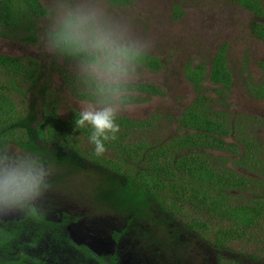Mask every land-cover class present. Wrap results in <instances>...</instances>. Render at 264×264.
Segmentation results:
<instances>
[{"label":"trees","instance_id":"obj_1","mask_svg":"<svg viewBox=\"0 0 264 264\" xmlns=\"http://www.w3.org/2000/svg\"><path fill=\"white\" fill-rule=\"evenodd\" d=\"M109 2L123 6L126 0ZM232 2L259 17L264 13L261 0ZM50 14L42 0H0V38L36 44L40 40L37 34L40 21ZM253 30L264 41V23L255 22ZM72 32L67 24L59 23L50 32L52 43L66 63L73 60L96 63L97 55L88 45L83 47ZM227 47L224 44L216 51L208 73L214 83L222 84L223 93L233 84ZM124 57L136 66L151 70L162 67V60L146 52L127 51ZM260 66L264 72V61ZM42 67L41 61L33 56L0 52L3 77L0 78V149L15 143L33 157L25 161L23 169L8 168L0 173V210L9 214L0 218V264H25L24 255L14 260L19 254L17 251L13 256V244L17 245L16 249L24 248V236L32 230L35 233L42 230L49 249L59 245V249L82 251L88 257L92 252L99 254L73 237L72 228L84 215L66 210L70 206L54 190L57 181L47 175L48 170L54 171L60 178L58 173L66 169L69 174L93 176L100 191L108 189L112 199L110 208L123 217L124 224L119 230L108 229L101 235L111 234L117 243L118 264L122 263L118 243L132 248L133 236L139 238L136 229L143 231L140 238L143 236L150 243L154 239L156 251H162L156 246L165 242L179 246L183 240L181 233L189 230L219 251L232 249L236 241L243 240L260 247L264 259V146L234 116L216 110L213 107L216 99L202 93L203 65L190 68L189 64L185 68L196 97L177 118L157 111L144 119L108 111L92 116L75 107L64 118L54 103L46 104L42 95L39 98L43 99V110L38 112L30 92L40 86L39 81L45 75ZM70 80L77 98L106 106L144 102L148 99L144 95L166 93L152 82H105L90 73L75 74ZM254 86L255 94L264 98V73L261 83ZM44 87L41 85L42 90ZM158 115L170 117L178 130L166 138H155ZM0 157L9 156L0 152ZM13 201L17 204L14 205L16 216L12 214ZM52 206L59 208L54 214L49 209ZM155 213L160 215L156 217ZM139 218L158 222L164 227L165 236L157 238L156 232L138 226ZM39 227L42 229L36 230ZM89 230L97 234L101 228L90 224ZM33 238L38 241V236ZM194 243L190 241L193 246ZM186 246L190 248L186 243L182 249Z\"/></svg>","mask_w":264,"mask_h":264},{"label":"rangeland","instance_id":"obj_2","mask_svg":"<svg viewBox=\"0 0 264 264\" xmlns=\"http://www.w3.org/2000/svg\"><path fill=\"white\" fill-rule=\"evenodd\" d=\"M261 1L264 5V0ZM42 2L51 14L40 21L38 43L27 44L0 38V52L14 56H33L43 64L47 75L39 81L40 86L30 92L31 100L38 112L43 110L41 103L43 99L39 98V95L44 97L41 85L46 83L49 88L45 92L46 97L57 103V111L64 118L69 117L72 107L92 116L108 111L144 119L161 111L177 118L195 98L194 88L184 72L185 65L188 62L204 63L210 69V58L223 43H227L229 62L233 71L237 73V85L231 93L232 113L250 112L262 119V123L257 122L254 129L249 131L258 136L264 146V101L252 99L247 93L246 83H243L244 78L247 79L246 72L255 81L263 78L259 62L264 60V43L253 37L250 28L251 14L238 7L232 0H127L125 6H114L109 0H42ZM71 19L73 20L69 22ZM58 23L67 24L71 32L74 31L78 36L83 47L88 45L90 51L98 57L96 63L81 60H73L68 64L65 62V58L58 52L50 38L51 30L56 29ZM128 49L160 58L163 61V68L151 70L130 65L122 54ZM246 55L248 63L243 65ZM242 67L246 68H243L244 74L240 73ZM89 73L105 82H152L162 87L166 93L144 95L148 98L146 101L127 105L114 103L106 106L80 100L72 92L70 77L74 79L75 74ZM0 78L3 79L1 76ZM25 83L29 85L28 82ZM27 85L23 87L26 88ZM207 89L212 90L213 86L207 84ZM17 95L19 98L22 97L21 93ZM177 130L173 121L160 117L158 121L156 120L153 136L163 139ZM17 146L15 143H8L0 152L14 160L15 156L22 152ZM22 155L29 154L23 152L20 156ZM7 159L0 157V166L6 167ZM24 160V157L14 160L17 164L13 166L14 170L21 169ZM229 164L233 165V162L230 161ZM2 167L0 173L5 172ZM241 170L247 172L244 168ZM87 179L90 180L87 177L83 180L85 184ZM87 185L91 186V190H95V185L90 182ZM242 201L245 202V199ZM76 204L85 214L93 209L92 201L89 199H83L73 205ZM3 214L4 211L0 210V217ZM109 217L119 222L118 216ZM180 220L182 219H177L178 222ZM89 228L90 224L74 226L75 238L78 241H88L99 253L117 250L116 247L114 249L113 243L108 244L111 240L94 237ZM181 238L184 241H180L176 251L181 250L186 243L190 245L191 248L184 256L189 255L188 262L194 264H219L232 259L236 260L234 264H264V259L260 256L261 248L247 244L243 240L236 241L232 249L219 251L208 240L197 237L192 231H183ZM191 240H194V246L190 244ZM145 246L150 247L147 244ZM162 249L156 251L159 254L156 260L166 263L171 260L170 243L165 242ZM138 257L139 254L131 255L125 264H133L131 263L133 259ZM179 259L175 258L173 264H179Z\"/></svg>","mask_w":264,"mask_h":264},{"label":"water","instance_id":"obj_3","mask_svg":"<svg viewBox=\"0 0 264 264\" xmlns=\"http://www.w3.org/2000/svg\"><path fill=\"white\" fill-rule=\"evenodd\" d=\"M17 147H19V146H17ZM20 150L22 152L17 154L15 156L14 160H16L18 157H24L25 160L23 162L25 163V161H27L28 159H33V157L29 153H28L29 155L20 156L23 152H25L21 148H20ZM9 157H11V156H9ZM7 160L8 161H7L6 168H3L2 165L0 167H2L3 170H6L8 168L14 169L13 166H16L17 164H15L12 157L7 159ZM11 160H13L14 164H12ZM22 169H23V167H22ZM67 170L68 169L58 173V174H60V178L57 177L58 176L57 174L55 175L54 171L48 170L47 175H48L49 179L57 181V185H54V190L56 193L59 194V197L66 204L72 205V206H70L69 209H66V210L73 211V212H80L81 214L84 215V219L81 222H79V224H77L76 227L84 226V224L99 225L101 230H98V233L93 234V236L97 237V238L103 237L106 241L111 240V242L109 241L108 244L113 243L114 249H115V247L117 246V243L112 238V235L111 234L110 235H106V234L101 235V234H103L106 230L112 229V228H114L113 230H119L120 226H122L124 224V220H123V217L121 218V216L118 215V212L116 210H113L110 208V206L112 204V202H111L112 199L110 197L108 189L106 192L104 190V185L100 182L104 192L100 191L97 188L98 183H95L94 177L91 176L90 180L87 179V183L90 182L91 184L95 185L94 186L95 190H91L92 189L91 186H89V185H87V183L85 184L83 182V180L85 178L83 175L73 174L74 172L69 174L70 171H67ZM73 186H75V187H73ZM49 191H50V193H52L51 190H49ZM83 199H89L92 201L93 209L91 208L90 212L87 214H85L81 209H79L78 204L73 205L74 203H80ZM10 200L12 201L11 197H10ZM64 202H62V203H64ZM12 205L13 206L15 205L14 201H13ZM51 205H54V204L52 203ZM15 206L12 210V214L16 216L17 209ZM71 207H73V208H71ZM74 207L76 209H74ZM49 209H50V212L52 214H54L57 212V209H59V208H57V206H52ZM8 215L9 214L4 213L0 218H4ZM99 215L102 217L100 218ZM113 215L118 216V219H119L118 223L109 217V216H113ZM159 215H160V213H157L156 217ZM137 225L142 226L144 229H147L148 231L156 232L155 234H156L157 238L159 236H165V233L163 232L164 227H161L160 224L156 221L151 222L145 218H139L137 221ZM72 231H73V228H72ZM136 232H137L136 235L139 233V235H138L139 238L138 237L135 238V235L133 236L134 242L132 244V248H127L125 246V244L118 243V247H121L120 250L123 251L121 264H125L126 260H128L130 258V256L133 254H139L138 259L134 258L133 262H131L133 264H141L142 262H147L148 264H159V263H161L158 260H156V259H158L159 254H157V252H156L157 249L155 248L154 242L150 243L149 240H145V238L143 236L140 238L141 232H143L141 229H136ZM72 234H73V237L75 238L74 231ZM79 242H84L88 245L90 244L88 241L86 242V241L79 240ZM145 244L149 245L150 247L145 246ZM139 245H142V246H140L139 248H134V247H137ZM89 246L91 247V245H89ZM159 247L163 248V246L161 244L159 246L157 245L158 249H159ZM174 247H178V246H175L174 244L170 246L169 257L171 258V260H169L166 263H161V264H173L175 258H177V257L180 258L179 264H186L189 261V258H190L189 255L184 256L186 254V252L189 250V248L187 249V246H186L185 250L181 249L178 251H176L177 249ZM93 250H95V249H93ZM112 252H114V251H112ZM124 252H125V254H124ZM145 255H147V257H145ZM151 256H154V257L151 259L150 258ZM182 259H183V261L181 262ZM184 259H185V261H184ZM188 264H194V263L188 262Z\"/></svg>","mask_w":264,"mask_h":264},{"label":"flooded vegetation","instance_id":"obj_4","mask_svg":"<svg viewBox=\"0 0 264 264\" xmlns=\"http://www.w3.org/2000/svg\"><path fill=\"white\" fill-rule=\"evenodd\" d=\"M126 2H127V0H126ZM126 2H125V4L123 6L126 5ZM262 3H263V1H262ZM114 6H119V5H114ZM237 6L240 7V8H242L243 10L249 12L251 14L250 28H251V32L253 34V37L256 38L257 40H259V41H261V42L264 43L263 40H261L260 38H258L256 36V34L254 33V30H253V25H254L255 22H262V23H264V13H263L262 16L259 17L253 11H251L249 9H246V8H243L242 6H239V5H237ZM224 44H227V43H223L222 45H224ZM227 50H228L227 51V56H228V60H229V45L227 47ZM127 51H134V50L133 49H128ZM215 53H214V55H215ZM122 54L124 56L125 53L122 52ZM124 59H125V57H124ZM211 59L212 58H210V61H209L210 62V69H208L207 68V65L204 64V63H197V64L203 65V67L205 69L204 70L205 75H204V78L202 80V85H201L202 93L205 96H210V97L216 99L217 102L214 103V106H213L216 110H221V111L225 112V114H229V115L231 114V116H234L235 117L237 123H239L241 126H244L245 129L253 130L254 129V126H255V124L257 122H259V123H262L263 122L262 119L256 117L255 116L256 114L254 115V113H251L250 114V112H246L247 114H243V113H235L234 114V113H232V110H231V100H232L231 93H232V90H233L234 86L237 85V73H235L233 71V69H232V67L230 65V62L228 61L229 62V66H230V68L232 70V73H233V80H232L233 81V84L231 85V87L229 88V90H227V91H225V93H223V91H220V89L223 87L222 84L214 83L211 80V78L208 77V75H209L208 73L210 72L211 66H212ZM262 61H264V60H261L260 62H262ZM126 62L129 63L130 65H135L134 62H132L130 60H127ZM161 62H162V67L160 69L163 68V61H161ZM260 62H259V64H260ZM246 63H248V61H247V55L243 59V65H245ZM189 64H190V68L195 67L197 65V64H193V62L192 63H189L188 62L185 65V67H184V72H185L186 66L189 65ZM138 67H140V66H138ZM243 68L244 67H242L240 69V73L241 74H244V69H246V68H244V69ZM160 69H158V70H160ZM42 70H44V67H42ZM245 74L247 76V79L244 78L243 83H246L245 86H246V89H247V93L254 100L257 99V100L264 101V98H259L255 94V92L253 90V87H255L254 85H257V84L261 83V81L263 80V78L260 79V80H258V81H255L248 74V72H246ZM46 75L47 74L45 72V75H44L43 78H45ZM185 75H186V73H185ZM207 84H211L213 86V89L212 90L211 89H207ZM44 86L45 87L43 89L44 90V92H43L44 97L43 98H44V100L46 99V101H47L46 104H52V103H54L55 104V107L57 108V103L52 98L49 100L46 97L45 92L47 91L48 85H46V83H44ZM195 97H196V92H195ZM222 107H223V109H222ZM160 113L165 114L164 112H160ZM156 114H157V112L155 113V115ZM159 115L156 117L157 121L159 120L160 117H164L168 121L171 120L170 117L167 118V117H165L163 115H161V116H159ZM258 116H260V115H258ZM257 138L259 139L258 136H257ZM41 229L42 228L39 227L36 230H41ZM41 232H42V230L39 233H35L32 230L28 235L24 236V239H23V241H25V244L23 245L24 248H20L19 247L18 249H16V246L17 245L16 244H13V249H15V251L13 252V256L17 253V251H18V254H19V257L14 258L15 261H18V259L20 258V256H23L24 255V257H27V259L24 261L25 264H118L119 257H118V254L116 253L117 251H115V250H114V252H110V253H99L98 255L96 254V252H92V255H90L88 257L87 254L85 252H82V251L79 252V251H76V250H72L70 248L69 249H59V245H57V248L56 249H49L48 245L47 244L45 245V242L46 241H45L44 236L41 235ZM34 236H38V241L37 242L33 238ZM102 254H109V255L102 256ZM122 255H123V253L121 251H119V256H122Z\"/></svg>","mask_w":264,"mask_h":264}]
</instances>
